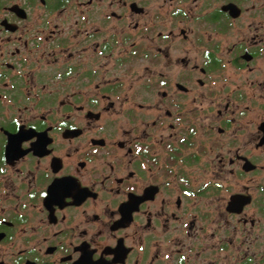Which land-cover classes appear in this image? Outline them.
Here are the masks:
<instances>
[{
  "label": "flooded vegetation",
  "instance_id": "1",
  "mask_svg": "<svg viewBox=\"0 0 264 264\" xmlns=\"http://www.w3.org/2000/svg\"><path fill=\"white\" fill-rule=\"evenodd\" d=\"M0 264H264V0H0Z\"/></svg>",
  "mask_w": 264,
  "mask_h": 264
}]
</instances>
